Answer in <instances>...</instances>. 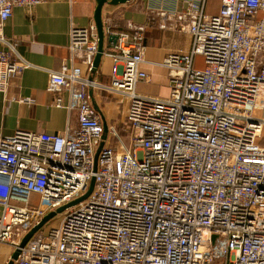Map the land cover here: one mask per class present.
<instances>
[{
	"label": "built area",
	"instance_id": "2783aa9c",
	"mask_svg": "<svg viewBox=\"0 0 264 264\" xmlns=\"http://www.w3.org/2000/svg\"><path fill=\"white\" fill-rule=\"evenodd\" d=\"M47 1L0 0V92L30 66L2 35V22L15 6ZM207 1L159 8L190 37L188 50L159 63L169 72L166 97L135 90L148 78L140 69L145 25L115 32L103 51L109 85L86 75L96 26H71L68 60L47 70L46 89L56 107L76 108L77 126L0 137V245L18 250L13 264H264V119L253 115L264 109V0H218L214 15ZM197 55L202 67H195ZM98 87L128 100L130 150L99 148L103 127L89 94ZM92 179L88 196L67 206L57 227L19 246Z\"/></svg>",
	"mask_w": 264,
	"mask_h": 264
},
{
	"label": "crops",
	"instance_id": "0c3cea01",
	"mask_svg": "<svg viewBox=\"0 0 264 264\" xmlns=\"http://www.w3.org/2000/svg\"><path fill=\"white\" fill-rule=\"evenodd\" d=\"M208 3L219 6L218 0H208ZM180 4L182 0H129L124 4H105L102 7L103 28H108L109 34L126 31L132 24L145 25L146 47L140 69L148 78L136 84L135 90L139 94L154 97L169 94V72L159 63L171 52L188 50L190 37L175 28L173 17L163 19L159 8L167 12ZM95 6V0H48L31 9L15 6L11 16L2 22V35L15 42L17 53L30 66L11 78L6 91L0 92V137L10 136L16 130L56 133L67 128L71 131L77 126L75 107L67 110L54 105L53 95L46 89L47 70H58L67 62L71 26L95 25ZM258 17H264V12H259ZM109 34H104L103 51L111 46ZM2 49L6 46L0 42ZM110 70L111 60L102 54L93 79L101 85H109ZM86 75L90 77L92 73ZM161 89L166 93H160ZM89 94L92 105L98 108L102 125L107 127L103 145L112 147L118 153L130 150L128 100L103 87L90 89ZM63 99L66 101L65 94ZM254 112L255 117L264 119V109Z\"/></svg>",
	"mask_w": 264,
	"mask_h": 264
},
{
	"label": "water",
	"instance_id": "95a60500",
	"mask_svg": "<svg viewBox=\"0 0 264 264\" xmlns=\"http://www.w3.org/2000/svg\"><path fill=\"white\" fill-rule=\"evenodd\" d=\"M129 0H95L96 6L94 9V13H93V21L95 23L96 26V30H97V37H98V48H97V53L94 56L93 59V66H92V70L91 73L92 75L89 77V79H93V74L96 71V68L98 67L102 54H103V42H104V32H103V23H102V18H101V10L103 5L108 4V5H118V4H124L126 2H128ZM116 40V35L115 34H109L108 35V41L112 44L114 43ZM94 109L98 111V108H96L95 106H93ZM103 127V133L101 136V143L99 148L103 145V141L105 139L106 133H107V127L105 124L102 125ZM99 148L96 150L95 155H94V169L96 167V159H97V155H98V151ZM93 187V179L90 181L89 183V187L87 189V191L81 195L80 197L76 198L75 200L58 207L55 211H52L50 213H48L47 215H45L38 224H36L35 226H33L21 239L19 246L22 247L27 240L45 223L47 222L51 217H53L55 214L62 212L67 206L73 205L81 200H83L84 198H86L88 196V194L90 193V191L92 190ZM213 239V238H212ZM18 254V250L15 249L13 251V253L11 254L7 264H13L14 259H16Z\"/></svg>",
	"mask_w": 264,
	"mask_h": 264
},
{
	"label": "rangeland",
	"instance_id": "374dc122",
	"mask_svg": "<svg viewBox=\"0 0 264 264\" xmlns=\"http://www.w3.org/2000/svg\"><path fill=\"white\" fill-rule=\"evenodd\" d=\"M206 12H207V14H210V15L217 14V12H218L217 4L216 3H208ZM194 64H195V67H202L204 65L202 56H199V55L195 56ZM160 93L165 94L166 91L161 89ZM253 115L255 116V112H253ZM131 133L132 132L129 133L128 139H130ZM259 140H260L261 144L264 145V129L262 130L261 137L259 138ZM36 202H37V197L33 196L32 200H31V204L32 205L36 204ZM62 215H63V212L55 214L53 217H51L47 222H45L37 230V233H39L41 235H46L48 233V231L50 230V228L58 226V223L61 220ZM13 251H14V249H13L11 244L2 243L0 245V264H7V262L11 256V254L13 253Z\"/></svg>",
	"mask_w": 264,
	"mask_h": 264
}]
</instances>
